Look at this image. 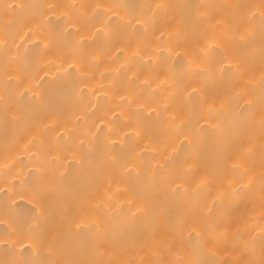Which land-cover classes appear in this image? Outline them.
I'll use <instances>...</instances> for the list:
<instances>
[{"label": "bare ground", "instance_id": "obj_1", "mask_svg": "<svg viewBox=\"0 0 264 264\" xmlns=\"http://www.w3.org/2000/svg\"><path fill=\"white\" fill-rule=\"evenodd\" d=\"M262 117L264 0H0V264H259Z\"/></svg>", "mask_w": 264, "mask_h": 264}, {"label": "snow or ice", "instance_id": "obj_2", "mask_svg": "<svg viewBox=\"0 0 264 264\" xmlns=\"http://www.w3.org/2000/svg\"><path fill=\"white\" fill-rule=\"evenodd\" d=\"M101 29H98L100 31ZM241 39L244 37L241 36ZM212 45H209V48H211ZM207 55V53H205ZM224 71V69H222ZM227 71L229 73H232L234 75V78L237 81H242L244 80V70L240 67L239 64L233 65L229 63L227 65ZM264 119V117H262ZM238 166V165H234ZM251 181H249V184ZM261 183H262V189H264V176L261 178ZM248 185H243V187H247ZM228 231H229V221L227 219H222L220 222H214L213 224L210 225L209 227V239L212 241L213 247L219 246L221 248L225 247L228 239ZM248 245L245 244V248H247ZM262 254H264V241H262V248H261ZM215 254V253H213ZM156 264H168L166 261H157ZM207 264V262H205ZM211 264H229V261L227 260H214L211 262ZM247 264H256L255 261L249 260L247 261ZM259 264H264V259L259 261Z\"/></svg>", "mask_w": 264, "mask_h": 264}]
</instances>
